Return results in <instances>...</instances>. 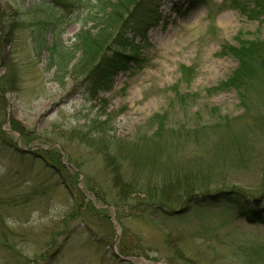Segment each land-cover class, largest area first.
Returning <instances> with one entry per match:
<instances>
[{
    "label": "rangeland",
    "instance_id": "1",
    "mask_svg": "<svg viewBox=\"0 0 264 264\" xmlns=\"http://www.w3.org/2000/svg\"><path fill=\"white\" fill-rule=\"evenodd\" d=\"M152 10L146 41L130 25L125 34L140 63L92 97L72 74L53 81L31 43L41 25L47 43L71 45L75 15L50 0H0V86L14 87L0 93V131L18 150L0 151V264H252L245 252L264 250V226L232 207L173 219L107 206L88 190L117 170L136 182L189 172L264 206V0H143L133 26ZM97 119L112 131L89 146L85 127ZM121 243L135 254L119 255Z\"/></svg>",
    "mask_w": 264,
    "mask_h": 264
},
{
    "label": "trees",
    "instance_id": "2",
    "mask_svg": "<svg viewBox=\"0 0 264 264\" xmlns=\"http://www.w3.org/2000/svg\"><path fill=\"white\" fill-rule=\"evenodd\" d=\"M188 1L199 2V0ZM50 3L55 4L65 13L74 14L81 28L75 35L73 43L68 46L58 41L47 43L41 25L38 32L33 34L31 40L33 51L36 55L45 56V70L52 73L53 81L61 83L67 75L72 74L81 83L88 85L87 91L93 97L100 86L104 84L107 87L108 83L110 84L111 76L129 69V64L133 62L140 63L139 48L132 40L126 38L125 34H128L127 27L130 25L131 28L128 30H133L137 36L146 41V32L156 21L155 18L153 19L154 10L146 20L143 16L142 22L133 26L134 18L140 17L143 0H50ZM240 69L242 68H238L236 72L239 73ZM2 83L1 94L13 92L14 87L9 85L11 84L9 80ZM2 105H4L3 101ZM10 123L13 131L21 137L24 136L25 129L13 120ZM85 128L91 129L87 134L92 138L89 146H94L96 141L105 143L102 138H106L112 131L108 122L98 119L92 120ZM5 135L0 131V151L5 148L7 150H4L5 154L9 155L7 152H10L12 153L10 155L14 156L18 150L7 136L5 141L3 138ZM232 147L236 151H242L239 143H232ZM47 153L51 157L47 159L49 165L58 162L55 155L51 152ZM180 175L176 173L165 176L158 179L159 182L150 173L143 172L141 179L136 182L135 178H126L120 170H117L108 179L107 186H98L94 189L89 187L88 190L103 204L116 209L125 207L133 214H159L174 219L188 214L192 209L222 205L234 208L248 224L264 226V206L263 203L260 204L261 197L250 196L252 194L244 193L241 188L235 186L211 191L208 187L213 182L209 176L199 173L194 175L189 172ZM166 184L170 186L166 188ZM27 199L30 201L32 198ZM0 242L3 248H6L3 250H7V237L0 235ZM134 251V249L129 250L123 243L118 249L119 255L123 256L135 254ZM44 255L41 256L42 259ZM245 256L252 264L256 261L264 262V250L258 251L257 248L252 247L250 251L245 252Z\"/></svg>",
    "mask_w": 264,
    "mask_h": 264
}]
</instances>
